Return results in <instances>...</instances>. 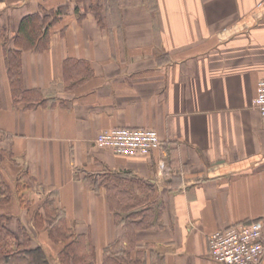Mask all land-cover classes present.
Returning <instances> with one entry per match:
<instances>
[{"label": "crops", "instance_id": "obj_1", "mask_svg": "<svg viewBox=\"0 0 264 264\" xmlns=\"http://www.w3.org/2000/svg\"><path fill=\"white\" fill-rule=\"evenodd\" d=\"M31 13L50 21L43 48L20 51L22 87L38 99L24 107L5 56ZM263 78L264 0H0L7 228L47 245L34 214L46 227L55 211L96 264L105 249L143 264H223L208 236L252 220L264 240V122L253 105ZM116 126L152 128L161 144L147 155L94 144Z\"/></svg>", "mask_w": 264, "mask_h": 264}, {"label": "trees", "instance_id": "obj_2", "mask_svg": "<svg viewBox=\"0 0 264 264\" xmlns=\"http://www.w3.org/2000/svg\"><path fill=\"white\" fill-rule=\"evenodd\" d=\"M49 21V15L41 16L38 13L24 15L19 21L14 38L15 46L19 50L9 49L6 52V69L11 92L15 102L22 101L25 104L24 107L32 106L38 99L36 90L30 91L22 87L20 51L43 48L48 38ZM8 198L6 190L0 187V202H6ZM52 212L46 210L47 216L50 217V222L46 227L42 221V215L35 213L34 225L37 229L44 228L51 243L58 247L59 264H96V254L91 243L84 237L75 235L66 225L63 216L54 213L55 211ZM6 221L7 215L0 214V262L3 264H50L41 245H30L31 240L26 229H23L21 236L17 238L7 228ZM143 263V254L136 252L132 256L130 250L109 251L105 249L101 260V264Z\"/></svg>", "mask_w": 264, "mask_h": 264}, {"label": "built area", "instance_id": "obj_3", "mask_svg": "<svg viewBox=\"0 0 264 264\" xmlns=\"http://www.w3.org/2000/svg\"><path fill=\"white\" fill-rule=\"evenodd\" d=\"M253 105L264 122V78L257 83ZM94 144L116 153L147 155L161 142L152 128L116 126L99 132ZM210 256L223 264H260L264 257L262 223L259 220L236 223L208 236Z\"/></svg>", "mask_w": 264, "mask_h": 264}, {"label": "rangeland", "instance_id": "obj_4", "mask_svg": "<svg viewBox=\"0 0 264 264\" xmlns=\"http://www.w3.org/2000/svg\"><path fill=\"white\" fill-rule=\"evenodd\" d=\"M20 236H21V233H20L19 237H20ZM47 241H48L49 244H47V245H41V246L44 248V250H45V252H46V255H47V258H48L50 264H55V262H54V261H55V256H54V254H53L52 252H53L54 248L56 249V245L50 244L51 241L48 240V239H47ZM57 248H58V247H57ZM51 253H52V254H51ZM50 255H51V256H50ZM57 257H58V256H57ZM57 260H58V258H57ZM56 264H59V260H58V262H57Z\"/></svg>", "mask_w": 264, "mask_h": 264}]
</instances>
